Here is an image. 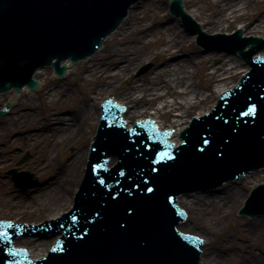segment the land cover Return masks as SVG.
Instances as JSON below:
<instances>
[{
  "label": "water",
  "instance_id": "water-1",
  "mask_svg": "<svg viewBox=\"0 0 264 264\" xmlns=\"http://www.w3.org/2000/svg\"><path fill=\"white\" fill-rule=\"evenodd\" d=\"M136 2L0 0V89L38 87L33 75L45 65H55L65 73L66 67L60 66L61 62L67 58L76 62L93 54ZM182 3L172 0L171 10L190 27L192 22L183 12ZM184 3L186 7V0ZM136 6L142 9L140 4ZM187 12L198 22L196 16ZM198 23L203 28L202 22ZM193 32L199 33V42L206 48L212 45L229 48L246 60L264 47V39L243 38L242 31L231 36H209L195 26ZM249 44L252 50L246 52ZM251 64L253 70L242 84L227 94L212 114L196 120L183 134V146L176 150L171 151L167 134L152 133L155 131L152 123L143 129L146 134L141 132V126L131 130L134 137L123 128L107 126L104 130L107 138L97 142L96 147L101 145L96 158L90 161V174L74 208L50 227L64 231V241H59L44 259L35 262L22 259L27 255L11 247L16 235L12 226L16 225L10 227V223L1 222L0 264H198V239L176 231L182 216L176 207L177 196L182 193L179 204L181 197L187 194L191 197L192 190L199 188H209L214 197L225 194L222 182L264 166V60ZM42 86L40 83V89ZM253 105L255 114L248 111ZM154 122L160 128L158 121ZM174 133L175 129L171 136ZM113 148L122 162L108 170L102 158L106 153H115ZM161 152L169 153L168 158L161 160L158 155ZM11 173L17 185H31L23 179L27 173L19 174L17 170ZM146 187L153 191L148 192ZM185 211L188 222L191 217ZM244 212L264 215V186L256 189ZM180 225L178 229L182 231ZM57 236L51 233L31 238L24 234L14 240V245L37 259L48 252ZM203 259L202 251L201 264Z\"/></svg>",
  "mask_w": 264,
  "mask_h": 264
},
{
  "label": "bare ground",
  "instance_id": "bare-ground-1",
  "mask_svg": "<svg viewBox=\"0 0 264 264\" xmlns=\"http://www.w3.org/2000/svg\"><path fill=\"white\" fill-rule=\"evenodd\" d=\"M186 2L185 8L196 16L198 22H202L203 29L207 32L224 31L232 22L243 19L237 29L244 28L246 35H264V0H186ZM165 12L166 7L157 5L145 6L141 12L131 9L129 17L116 31L117 34L107 38L100 51L99 62L92 60L86 65L87 69L80 78L84 82L93 83L89 85V96L96 101L100 95H114L110 94V91L119 92L120 82L124 84L129 80L131 88L125 94L119 92L122 100L114 97L128 107L125 118H131L135 114L143 115L153 105L155 99H162V106L155 109V114L138 118L143 120L146 117L153 118L154 121H158L161 129H175L170 141L179 144L181 142L179 131L188 124L187 117L195 113L197 117H201L210 111L212 105L208 108L205 106L208 100L213 94L221 95L230 89L228 79L243 67V62L228 54L223 55L220 65L211 66L212 55L193 52L190 38L182 34L175 22L170 23L167 20ZM107 49H110L109 52ZM257 54L264 56V50ZM180 55L185 57H179ZM173 59L175 60L172 61ZM145 60H156V66L162 67L153 75L145 76L141 83L133 81L130 74ZM66 64L70 66L71 62L67 61ZM70 70L67 76L72 74ZM201 70L203 71L201 76H204L207 82L197 80L201 77L199 75ZM41 71L36 72V79L43 84L40 90H43V97L49 105L55 104L60 107L68 102L63 87L58 82L46 85L51 80L50 74ZM246 71L247 69L242 72ZM28 90L25 87L22 93L36 92ZM204 90H210L211 94L204 93ZM22 95L17 96L13 90L0 95V108L8 98L16 97L14 99L16 107L10 111L13 114L9 118L0 119V171L12 166L21 156L22 149L32 155L23 169L31 170L42 179L33 196H17L9 188L0 189V213H9L12 209L13 215L18 216L31 211L49 212V216L55 217L67 206L70 207L74 201L75 191L85 173L89 147L77 149V156L81 157L75 164L71 163L69 158L58 160V153L62 147L82 142L90 111L89 109L83 111L77 107L71 114L65 116L64 111L58 112V109H53L47 117L41 119L33 98ZM170 97L172 100L168 99ZM197 105L204 107L191 114ZM96 110L100 111V115L96 117L95 126L101 116V108L95 103ZM178 110L181 112L177 114L178 118L174 121L169 119L170 123L166 125L168 118L164 117L163 113L171 116ZM130 126L132 124H128V127ZM90 128L92 130L91 126ZM261 180L264 181V169L247 174L245 179L226 182L222 185L225 194H216L214 197V194H209L208 191L204 193L193 191L191 197L187 194L180 198V207H185L191 217L188 222L180 225V229L185 232L191 225L205 235L203 237L197 232L193 233L199 234L206 241L202 247L203 264H228L223 251L230 252L233 249L243 253V264H264L263 255L256 251L257 245L247 238L248 235L257 236V230L264 228L257 219L249 220L245 224H239L245 218L233 220L232 237L239 239L233 247L225 249V244L216 243L211 238L213 227L224 223L225 218L229 219L232 216L235 207L246 201L250 192L247 191V186L256 187ZM240 231L242 237H238Z\"/></svg>",
  "mask_w": 264,
  "mask_h": 264
},
{
  "label": "rangeland",
  "instance_id": "rangeland-1",
  "mask_svg": "<svg viewBox=\"0 0 264 264\" xmlns=\"http://www.w3.org/2000/svg\"><path fill=\"white\" fill-rule=\"evenodd\" d=\"M170 0H146V1H141L140 2V6L142 9H140L139 6H136V8L134 10L136 11H139L141 12L143 10V8H145V6H149V5H157V6H160L162 8H165L166 7V15H167V20H169L170 23L172 22H175V24L177 25V27L182 31V34L183 35H186L190 38V43L192 44V47H191V50L193 52H202L203 53V49L200 48L197 44H196V39L193 38L190 34H188L187 32H185V30L182 28L181 26V23H180V19H176L170 12H169V8L167 7L168 3H169ZM166 20V21H167ZM240 22H243V19H239L237 22H232V24L229 26V28H226L223 32H227V33H231L233 32V30L236 29V27H238V24ZM117 34V33H116ZM249 35H254V34H249ZM108 52L110 49H107ZM194 53V54H195ZM211 55H212V59H211V66H218L222 63V57L223 55H228L227 52H209ZM99 54L100 52H98L91 60H83V61H80V63H77L76 65H72L73 69L70 70V73L72 72V74L64 77V78H59L57 76H55L54 72L51 70V69H44L42 70L41 72L43 73H47V74H50V77H51V80L48 81V84H51L53 82L57 83L63 87V89L66 91V94H67V98L69 99L68 102H65L64 104H62L60 107L56 106L55 104L50 106L48 101L43 97V90H39L38 92H33V93H29V92H24V93H21V94H17V96H20V95H29L33 98L35 104H36V111H38V114L40 115V118L43 119L44 117H47L48 114H50L51 110L53 109H58V112L60 111H64V115H69L71 114V112H73V110H75L77 107L82 109L83 111L89 109L90 111V116H89V119L86 123V126H85V129H84V135L82 137V142L78 145H69L67 146L66 148L65 147H62L59 151V155H58V160L60 161H63L65 158H69L71 163L75 164L77 162H79L80 160V157L81 156H77V153H78V148H86L88 149V147L90 146L91 144V140H92V137L94 136V132L96 131V126L94 125V122L96 120V117L100 115V111L96 110L95 111V103L97 105V107L100 108V104L104 101V99L108 98V97H115V98H118V99H121L120 97V93L121 94H125V92L131 88V83L130 81L128 80L127 82H125L124 84H121L123 83L122 81L120 82V93L119 92H115V90L113 91H110V94L114 93V95H100L99 96V99L96 101L95 98H91L89 96V92H90V89H89V85L90 84H93L91 82H84L81 80L80 78V75L83 74L87 67L86 65H88L89 63H91L92 60H95L96 63L99 62ZM233 56L234 58H237L236 56L234 55H231ZM179 57H185L183 55H180ZM175 59H173L172 61H174ZM156 60H145L142 64H140L131 74L130 76L132 77V80L135 81H139L141 83V80L147 76V75H153V73L155 71H157L158 69H160L162 67V65L160 66H156ZM147 64H151V68L149 69V71L143 75H138V72L139 70L144 67L145 65ZM246 66L243 64V67H241L240 69H238L235 73V75H233L231 78L228 79V84L230 87L234 86L238 80L240 79V76L242 75L241 72L243 71V69H245ZM241 71V72H240ZM77 72H79L80 74H76ZM203 73V71L201 70L199 72V75L201 76V74ZM198 81H201V82H207V80L205 79L204 76H201V77H198L197 78ZM45 85V86H46ZM44 86V87H45ZM119 89V88H117ZM204 93L206 94H211V91L210 90H204L203 91ZM22 95V96H23ZM105 97V98H104ZM218 98V95L216 94H213L211 96V98L208 100V103L207 105H205L207 108L211 105H213L216 101V99ZM16 97H14L13 99L12 98H8L7 101H5L4 103V106L1 107L0 109L2 108H10V110H13V108L16 107V104H15V100ZM169 100H172V98H168ZM122 100V99H121ZM9 101H12L13 102V105L11 107H9L7 104ZM96 101V102H95ZM162 99L160 98H157L153 101V105L150 106V108H148V111L146 113H144L143 115H153L155 114V109L157 107H161L162 106ZM1 106V105H0ZM204 107V105H197L193 111H191V114L192 113H195V112H198L200 111V109H202ZM95 114L92 116V114ZM181 112L178 111H174L172 113L171 116L169 115H165L163 113V116L168 118V121H166V125H169L170 121H174L176 118H178V115L177 114H180ZM13 113L11 112L10 115H12ZM142 114V113H141ZM141 114H135V115H132L130 121L131 122H134L138 117H141L143 115ZM196 114V113H195ZM195 114H192L191 115V118L195 115ZM10 115H5L3 117L5 118H9ZM197 115V114H196ZM175 117V118H174ZM190 117L187 119H191ZM1 119V118H0ZM90 126L92 127V130L90 128ZM80 146V147H79ZM20 152H22L21 156H19L16 160H15V163L0 171V189L2 188H9L11 190V192H15L14 194L15 195H22V196H25V197H28L32 194H34L33 192L35 191L36 187L38 186L39 183H41V179L40 177H38L36 174H34L33 172H31V170L29 169H23V166L27 164V162L31 159L32 155H30L31 153H29L28 151H22V149L20 150ZM57 155V154H56ZM72 155V156H70ZM25 158V160H23ZM23 161V162H22ZM13 168H18L19 170L23 171H28L29 173H31L33 176L31 178V182L35 183L34 185H32V187L30 188H27L26 190L24 189H21L20 187L16 186L11 175L9 174V171ZM36 181V182H35ZM262 181V180H261ZM264 182V181H263ZM252 188V185L251 186H247V191H250V189ZM33 196V195H32ZM242 206V204H240L239 206L235 207L234 211H233V214L231 217L228 218H225L224 219V223H221L220 225L218 224L216 227H213V233L211 234V238L213 241H215L216 243H220V244H225V249L226 248H229V247H233V245L239 241L238 238H235V237H232L234 235V228H233V220L234 221H238V220H241V218H245V220L243 222H239V224H245L246 222H249V220H254V219H250V218H247V217H241L239 215V209L240 207ZM70 207L67 206L64 211H62L61 213L67 211ZM13 211L14 210H10L9 213H0V220H14V221H20V222H34L36 224L42 222L43 220L45 219H50L48 217H52V218H55L53 216H49L48 213L46 212H27L25 215H13ZM60 213V214H61ZM51 218V219H52ZM16 219V220H15ZM230 219H232V221H230ZM258 222L260 224H263L264 225V218H261V219H257ZM185 230V228H184ZM186 231L193 234L195 232L199 233L201 236H203V233L200 232L197 228L195 227H192L191 225L188 226L186 228ZM185 231V232H186ZM257 236L254 235V236H250L248 235V240H251L253 241V244L257 245V249L256 251L260 254L263 255V258H264V228L261 229L260 231L257 230ZM242 231H240V234L238 235V237H242V234H241ZM205 236V235H204ZM203 236V237H204ZM208 247V245L206 246ZM223 248V246H222ZM224 253V256H225V259H226V263L228 264H243V253L237 249H233V251H230L228 252L227 250L226 251H223Z\"/></svg>",
  "mask_w": 264,
  "mask_h": 264
},
{
  "label": "snow or ice",
  "instance_id": "snow-or-ice-1",
  "mask_svg": "<svg viewBox=\"0 0 264 264\" xmlns=\"http://www.w3.org/2000/svg\"><path fill=\"white\" fill-rule=\"evenodd\" d=\"M248 111H249V113H251V114H255V111H256V107H255V105H253L251 108H249ZM204 143H208V141L205 140ZM158 155H159V157H160L161 160H164V159L168 158L169 153H167V152H161V153H159ZM146 190H147L148 192L153 191L152 188H147V187H146Z\"/></svg>",
  "mask_w": 264,
  "mask_h": 264
}]
</instances>
